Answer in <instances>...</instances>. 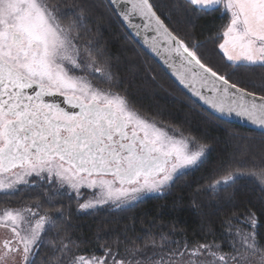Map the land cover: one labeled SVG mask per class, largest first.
<instances>
[{
    "label": "snow or ice",
    "instance_id": "snow-or-ice-1",
    "mask_svg": "<svg viewBox=\"0 0 264 264\" xmlns=\"http://www.w3.org/2000/svg\"><path fill=\"white\" fill-rule=\"evenodd\" d=\"M108 5L143 37L165 73L213 115H235L264 131V76L257 84L241 71L264 69V0L181 5L185 13L227 17L214 36L222 62L205 59L201 44L166 22L153 0ZM90 18L83 0H0V194L10 197L28 187L40 189L42 197L0 209L7 234L0 264H264V238L251 209L225 217L219 242L212 232V239L189 242L172 239L174 229H145L144 235L124 233L99 245L102 255H85L67 234L64 209L44 207L60 203L56 198L63 194L79 198L82 188L95 195L78 205L81 210L131 206L165 194L180 176L199 169L211 150L136 108L99 47ZM259 171L264 177V168ZM255 175L226 170L204 190Z\"/></svg>",
    "mask_w": 264,
    "mask_h": 264
},
{
    "label": "trees",
    "instance_id": "trees-1",
    "mask_svg": "<svg viewBox=\"0 0 264 264\" xmlns=\"http://www.w3.org/2000/svg\"><path fill=\"white\" fill-rule=\"evenodd\" d=\"M83 2L90 9L88 25L99 40V47L114 65L112 71L117 82L122 84L136 108L186 135L200 138L211 146V150L199 169L180 176L165 194L149 195L131 206L81 210L70 198L63 204L64 218L69 221L67 234L84 249L78 254L102 255L99 245L112 243L124 233L144 235L145 229L165 233L174 229L172 239L189 242L202 240L205 236L212 239L208 235L212 232L219 242L221 222L225 217L247 209L256 212L259 236L264 238V187L257 181L245 177L227 186L204 190L211 180L218 179L226 170L260 172L264 168V133L224 121L194 101L131 36L113 14L108 0ZM153 3L159 13L168 17L166 22L182 36L201 44L205 59L222 62L216 49L219 41L214 36L226 23V16L222 13H185L181 7L185 0H153ZM241 71L245 80L251 79L257 84L264 76V69ZM28 190L18 192V202L27 197ZM54 205L60 208L59 203H45V207ZM64 218L58 217L57 223L62 224ZM160 225H164L163 229ZM224 250L228 251V248ZM44 251L46 249L42 250V255Z\"/></svg>",
    "mask_w": 264,
    "mask_h": 264
},
{
    "label": "rangeland",
    "instance_id": "rangeland-1",
    "mask_svg": "<svg viewBox=\"0 0 264 264\" xmlns=\"http://www.w3.org/2000/svg\"><path fill=\"white\" fill-rule=\"evenodd\" d=\"M252 173H255V178H252L254 179L255 181H257L262 187H264V177H261L260 175V172H252ZM219 188V187H218ZM22 189H25V190H28L30 191L29 193H27L23 200L25 201H31V200H35L37 198H41L42 197H38V194L40 192V189H37V188H28V187H21V190ZM94 195H95V190L93 189H88V188H82L81 189V192H80V196L79 198H77V196L75 194H72L71 196L67 195V194H63L59 197H57L56 199H58L60 201L59 203V206L60 208L64 207L63 204L67 201L70 200V198L73 199V201H75V203L78 205V204H82V203H85L89 200H92L94 198ZM30 197V198H29ZM29 198V199H27ZM18 203V192L13 195V196H5L3 194H0V209H3L4 207L6 206H15L16 204ZM62 203V205H60ZM54 204V203H53ZM115 203H109V204H105V205H101L99 207H96V208H92V210L94 209H98L100 207H107V206H117L116 204L114 205ZM45 207V205H44ZM46 208L50 209V210H54L56 208H59V207H56L55 205L54 206H46ZM90 210V209H88Z\"/></svg>",
    "mask_w": 264,
    "mask_h": 264
},
{
    "label": "water",
    "instance_id": "water-1",
    "mask_svg": "<svg viewBox=\"0 0 264 264\" xmlns=\"http://www.w3.org/2000/svg\"><path fill=\"white\" fill-rule=\"evenodd\" d=\"M122 22V21H121ZM123 23V22H122ZM137 23H139V20H137ZM123 25L125 26V28L128 30V32L131 34V36L138 42V44H140V46H142L144 48V50H146L161 66V62L159 60V58H157L150 50L149 48L143 43V37H140V36H136L134 34V30L133 29H130L128 28L124 23ZM163 67V66H162ZM177 84L178 82L175 80L174 77H171ZM178 86L186 93L188 94L194 101H196L198 104H200L202 107H204L208 112H210L206 106H203L202 103L198 100V98H196L194 95L191 94V92L184 88L182 85H179ZM211 113V112H210ZM212 114V113H211ZM216 116V115H214ZM217 117V116H216ZM221 119V118H220ZM222 120L224 121H227V122H230V123H233V124H236V125H240V126H243L245 128H248V129H251V130H255V131H258V132H262L264 133V131H262L258 126H256L255 124H253L252 122H250L249 120L247 119H244V118H240V117H237L235 115H232L231 117H225L223 118Z\"/></svg>",
    "mask_w": 264,
    "mask_h": 264
},
{
    "label": "flooded vegetation",
    "instance_id": "flooded-vegetation-1",
    "mask_svg": "<svg viewBox=\"0 0 264 264\" xmlns=\"http://www.w3.org/2000/svg\"><path fill=\"white\" fill-rule=\"evenodd\" d=\"M6 232L3 228H0V243H2L3 239L6 238Z\"/></svg>",
    "mask_w": 264,
    "mask_h": 264
}]
</instances>
